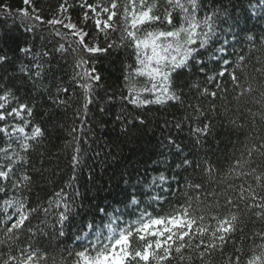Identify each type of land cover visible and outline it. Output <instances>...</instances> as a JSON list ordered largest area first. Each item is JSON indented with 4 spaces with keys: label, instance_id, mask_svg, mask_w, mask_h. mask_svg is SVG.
<instances>
[{
    "label": "snow or ice",
    "instance_id": "snow-or-ice-1",
    "mask_svg": "<svg viewBox=\"0 0 264 264\" xmlns=\"http://www.w3.org/2000/svg\"><path fill=\"white\" fill-rule=\"evenodd\" d=\"M36 2L38 0H23L25 7L18 10L21 20L47 24L53 29L54 37L63 42H58L52 52L40 53L17 44L15 51L32 56L31 67L21 68L30 79H39L44 74L42 58L54 53L62 57L71 55L75 79L80 81L78 86L85 92V105L91 104L94 87L104 79L100 66L105 60L124 52L132 61H121V99L125 102L137 107L180 102L186 86L195 88L202 96H217L215 91L200 89L198 83L181 80L185 70L191 72L192 68L207 76V65L202 57L210 45L219 43L215 13L202 19L198 16L201 0H165L167 7L164 8H161L160 0H79L75 7L81 15L75 21L70 15L73 4L69 0H60L50 19H45L43 10L35 6ZM248 4L246 19L254 15L256 19L264 20V0H248ZM0 11L6 16L12 13L6 4L0 5ZM235 23H239L238 19ZM244 32L250 34L241 36ZM228 34L235 43L243 41L248 47L241 49L234 62L221 57L224 67L216 75H228L234 90L239 89L233 99L239 102L242 98H251L259 110L247 109L254 136L244 143L238 156H233L234 162L225 174L220 175L210 164L196 165V169L208 182L215 183L219 191H207L203 198L199 195L193 198L185 193L184 203L165 210L163 205L168 201L160 195L145 203V193L138 183L133 186L135 190L115 201L122 207H114L109 202L97 204L90 219L81 218L76 229L80 233L76 237L79 244L72 249L66 245L60 249L58 243L49 251L31 242L39 232L28 227L31 218L41 211L47 215L52 207H29L24 198V191L33 182L32 174L25 167L30 163L26 157L46 129L33 123L34 108L17 95L19 89L14 78L0 77V81H4L0 83V138L5 140L4 146L0 147V182L10 181L14 192L20 194L16 200L4 201L5 209L13 210L11 213H0L7 216L0 221V264H214L217 256L223 258V264H241L245 237L241 236L239 242L235 239L237 232L243 231L240 227L243 223L241 206L244 213L264 224V91L258 86L264 81V35L258 38L250 29ZM11 39L8 31L0 34V66L12 65L8 52L13 49L5 47ZM225 45H228L227 39L214 54L227 52ZM229 67L233 68L232 72L228 71ZM237 71L247 73L243 80L237 76ZM137 77L145 79L143 86H137ZM208 80L214 81L215 76H208ZM68 92L66 87H57L52 103L66 106L67 101L61 100L60 95L67 96ZM149 96L152 98H147ZM193 111L198 116L204 115L199 105L193 106ZM133 120L139 125L145 123L142 118L134 117ZM123 122L128 124L126 117ZM230 123L234 125L235 120ZM209 127L204 124L193 131L199 136L208 132ZM76 132L73 127L69 133L72 140L65 144V148L72 149L73 169L80 163V150L75 147ZM168 143L172 145L175 141L169 138ZM257 159L261 163L253 167ZM193 163L184 158L179 166H192ZM120 180H124L123 175ZM167 181L168 177L160 174L145 186L156 188L159 184L163 189ZM125 183L131 184V177ZM187 187L197 193L205 192L203 183H189ZM0 192L6 194L5 187H0ZM55 195L59 197L55 208L60 209L57 235L62 237L66 235L64 225L75 216L64 199L63 189ZM153 204L159 207H152ZM149 208H152L151 212ZM125 216L134 219L125 220ZM25 232L28 238L22 240ZM39 234L43 235L42 232ZM252 236L264 242V227L254 231ZM229 244L233 249L231 254H226ZM250 253L243 264H264V243L250 249Z\"/></svg>",
    "mask_w": 264,
    "mask_h": 264
},
{
    "label": "trees",
    "instance_id": "trees-1",
    "mask_svg": "<svg viewBox=\"0 0 264 264\" xmlns=\"http://www.w3.org/2000/svg\"><path fill=\"white\" fill-rule=\"evenodd\" d=\"M59 2L60 0H38L35 6L43 10L42 15L45 19H50ZM69 3L73 4L70 15L75 21L81 15L80 10L75 7L79 0H69ZM5 4L12 13L6 16L0 11V34L8 31L12 39L5 47H10L13 51L8 52L12 65L0 66V77L14 78L16 88L19 89L17 95L22 102L30 103L34 108L31 118L33 123L40 124L46 129L44 136L26 157L30 163L25 166L33 176L31 187L24 191L25 203L29 207L52 206L47 215L41 211L31 218L28 225L34 232L39 230L31 240L36 247L51 251L59 243L60 249L65 245L69 249L77 248L79 242L76 237L80 233L76 229L81 218L90 219L97 204L109 202L114 207H122L115 201L123 199L126 192L135 190L133 186L138 183L140 190L145 193L143 196L145 203H150L151 197L160 195L168 201L163 205L165 210L184 203L185 193L193 198L197 195L203 198L207 191L212 189L219 191L215 183L208 182L203 173L196 169V165L210 164L220 175L225 174L229 165L234 162L233 156H238L244 143L250 142L254 136L247 109L250 108L252 112L259 110V106L255 105L251 98H242L239 102L233 99L239 89L234 90L228 75L223 77L216 75L224 67L223 59L234 62L241 49L246 50L248 47L243 41L235 43L232 35L228 33L250 29L251 34H256L258 38L264 35V20H258L254 15L251 19H246L248 0H201L198 16L202 19L205 15L215 13L219 43L210 45L202 57L207 65V76L192 68L191 72L185 70L181 80L198 83L200 89L207 88L209 92L215 91L216 97L202 96L195 88L186 86L183 89L185 95L181 97L180 102L172 101L159 105L153 103L140 107L121 99V61L132 62L124 52L118 57L105 60L100 66V74L104 79L94 87L91 104L85 105V92L78 86L80 81L75 79L71 55L62 57L59 53H54L50 57L42 58L44 74L39 79H30L21 68L31 67L32 56L15 51L17 44L20 47H31L33 53H40L52 52L54 46L63 41L54 37L53 29L47 24L21 20L18 10L25 7L23 0H0V5ZM160 5L161 8L167 7L165 0H160ZM237 19L238 24L235 23ZM179 22L177 17V23ZM247 34L250 33L244 32L241 36ZM225 39L228 45H231H225L227 52L214 54ZM228 71L232 72L233 68L229 67ZM236 74L241 80L247 75L239 71ZM208 76H215V80L209 81ZM2 82L4 81H0ZM135 82L141 87L146 81L137 77ZM258 86L264 91V81ZM57 87L69 89L67 96L60 95L61 100L67 101L66 106L52 103L56 98ZM196 105L203 109L204 115L198 116L193 111V106ZM212 106H215L214 111ZM125 117L127 125L123 122ZM134 117L142 118L145 123L139 125L133 120ZM232 120H235L234 125L230 123ZM256 120L259 125V117ZM177 124L180 125L179 128L176 127ZM204 124L210 126L208 132L197 136L193 130L196 127H203ZM73 127L77 129L75 147L80 150V163L75 169L71 167L72 149L65 148V144L72 140L69 133ZM169 138L175 141V144L169 145ZM4 144L5 140L0 138V147ZM184 158L193 161V165L179 166ZM260 163L261 161L257 159L253 167ZM19 170L22 171L23 168ZM160 174L168 177L163 189L159 184L156 188L145 186L153 177ZM121 175L124 180H120ZM129 177L131 184L125 183ZM189 183H203L205 192L189 190L187 187ZM0 187L6 189V194L0 192V213L5 211L11 213L13 210H6L4 201L16 200L20 194L14 192L10 181L0 182ZM62 189L64 199L69 203L75 219L70 218L64 225L66 235L61 237L57 235L60 228L57 214L60 209L55 208V203L59 199L55 194ZM152 207L159 206L153 204ZM148 211L151 212L152 208ZM241 214L243 223L240 227L243 231H238L235 239L239 242L241 236L245 237L241 261L243 264L251 254L250 249L264 243L252 236V233L264 227V224L244 213L242 206ZM5 219L6 215H0V221ZM124 219L134 217L125 216ZM41 232L43 235L39 234ZM27 238L28 233L25 232L21 239ZM232 249L233 245L229 244L225 250L226 254H231ZM214 264H223V258L217 256Z\"/></svg>",
    "mask_w": 264,
    "mask_h": 264
}]
</instances>
